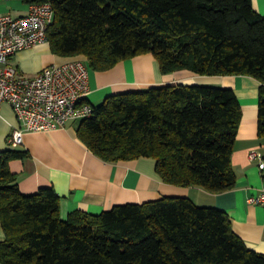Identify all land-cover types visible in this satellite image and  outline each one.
<instances>
[{
	"label": "trees",
	"instance_id": "16d2710c",
	"mask_svg": "<svg viewBox=\"0 0 264 264\" xmlns=\"http://www.w3.org/2000/svg\"><path fill=\"white\" fill-rule=\"evenodd\" d=\"M48 2L53 53L107 70L151 53L162 73L255 77L258 135L264 137V16L252 0H22ZM92 104V103H91ZM77 122L78 139L107 162L151 157L166 183L211 192L235 183L231 153L241 106L231 88L168 83L106 96ZM0 153L1 264H264L232 228L229 215L168 196L80 209L62 219L52 186L25 194Z\"/></svg>",
	"mask_w": 264,
	"mask_h": 264
},
{
	"label": "crops",
	"instance_id": "0c3cea01",
	"mask_svg": "<svg viewBox=\"0 0 264 264\" xmlns=\"http://www.w3.org/2000/svg\"><path fill=\"white\" fill-rule=\"evenodd\" d=\"M252 3L264 16V0H252ZM29 5L22 0H0V13L22 16L28 13ZM72 58L74 56L53 53L46 42L18 51L8 63L18 73L33 76L45 66ZM168 83H200L234 91L241 106V121L231 153L235 172L232 188L211 192L198 185L166 183L156 172L155 159L151 157L104 161L78 139V121H71L62 128L26 132L23 143L13 148L9 136L18 126V120L8 103L0 106V153L8 149L28 151L25 157L9 161L10 170L17 175L19 189L30 194L40 187L52 186L60 197L62 219L77 209L98 214L117 204L142 203L168 196L187 197L197 205L214 206L226 212L234 232L246 246L264 254V205L248 202L249 196L264 188V137H259L257 123L259 80L245 74L199 75L187 69L162 73L155 57L142 53L121 60L107 70L89 68L87 99L98 104L110 94ZM253 151L258 158L249 157ZM3 237L0 219V240Z\"/></svg>",
	"mask_w": 264,
	"mask_h": 264
},
{
	"label": "built area",
	"instance_id": "2783aa9c",
	"mask_svg": "<svg viewBox=\"0 0 264 264\" xmlns=\"http://www.w3.org/2000/svg\"><path fill=\"white\" fill-rule=\"evenodd\" d=\"M53 16L48 2L30 4L28 13L18 17L0 13V106L8 103L18 120L9 136L13 148L23 143L26 132L62 128L92 114L87 99L89 67L84 59L53 63L33 76L18 73L8 63L18 51L48 42ZM249 157L258 158V154L253 151ZM259 166L263 167L262 161ZM248 202L264 205V188L249 196Z\"/></svg>",
	"mask_w": 264,
	"mask_h": 264
}]
</instances>
